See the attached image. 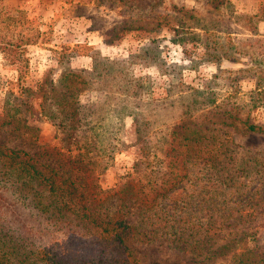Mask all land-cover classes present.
Listing matches in <instances>:
<instances>
[{"label": "rangeland", "instance_id": "rangeland-1", "mask_svg": "<svg viewBox=\"0 0 264 264\" xmlns=\"http://www.w3.org/2000/svg\"><path fill=\"white\" fill-rule=\"evenodd\" d=\"M70 88L74 129L62 126ZM245 122L264 128V0H0L3 146L79 156L101 190L140 197L167 180L175 127L210 145L188 164L200 182L219 174L207 160L264 172V132ZM251 227L264 249V216ZM131 250L139 264L190 259L161 241Z\"/></svg>", "mask_w": 264, "mask_h": 264}, {"label": "trees", "instance_id": "trees-1", "mask_svg": "<svg viewBox=\"0 0 264 264\" xmlns=\"http://www.w3.org/2000/svg\"><path fill=\"white\" fill-rule=\"evenodd\" d=\"M76 76L69 72L62 79ZM69 90L62 126L74 129L78 108L70 102L75 90ZM201 133L188 126L171 131L167 180L149 190L140 186V197L126 184L101 190L79 156L52 149L55 159L48 163L43 155L0 144V264H139L131 246L157 241L190 254L179 264H215L227 254L234 264H264L251 227L264 216V172L245 164L231 172L207 160L219 172L216 179L190 176L188 164L196 165L201 148L210 146L201 143Z\"/></svg>", "mask_w": 264, "mask_h": 264}]
</instances>
